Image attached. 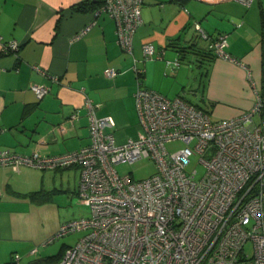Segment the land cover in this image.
<instances>
[{
  "label": "crops",
  "instance_id": "crops-1",
  "mask_svg": "<svg viewBox=\"0 0 264 264\" xmlns=\"http://www.w3.org/2000/svg\"><path fill=\"white\" fill-rule=\"evenodd\" d=\"M79 2L0 0V151L52 155L87 145L86 101L98 117L112 120L104 131L116 144L137 138V88L185 100L191 84L186 52L210 65L202 95L210 109L203 110L215 119L248 110L264 88V0L247 6L236 0H144L131 52L121 48L116 23L107 13L78 11ZM89 23L83 35L73 38ZM196 25L211 38L226 34L230 59L204 54L207 40ZM10 41L18 43L15 51L5 49ZM146 42L161 49L163 57L145 58ZM106 68L116 74L108 77ZM136 68L142 69L140 76ZM32 84L49 90L37 98ZM222 91L228 92L226 99ZM41 170L0 166V264L56 262L78 239L72 241L69 233L53 237L67 220H37L48 201L39 193L45 178ZM46 171L68 180L79 174L75 166Z\"/></svg>",
  "mask_w": 264,
  "mask_h": 264
},
{
  "label": "built area",
  "instance_id": "built-area-1",
  "mask_svg": "<svg viewBox=\"0 0 264 264\" xmlns=\"http://www.w3.org/2000/svg\"><path fill=\"white\" fill-rule=\"evenodd\" d=\"M143 1L95 0L93 11L115 21L117 41L126 52L142 23ZM236 1L247 6L252 0ZM196 29L217 57L230 59L226 34L211 38L200 25ZM4 47L15 51L18 43ZM162 52L152 43L143 44L145 58H162ZM104 72L116 74L113 68ZM136 72L140 76L142 69ZM31 89L37 98L49 90L41 84ZM135 106L140 134L123 144L104 131L112 120L98 117L86 101L87 145L52 155L0 151V166L78 168L76 193L90 215L63 222L53 237L84 233L60 260L45 264H264V88L248 110L229 118L213 119L181 97L168 98L141 86ZM171 141H181L183 147L170 153L165 145ZM196 154L204 166L200 179L195 169L187 170ZM142 158L156 167L146 178L134 180L115 169L118 163Z\"/></svg>",
  "mask_w": 264,
  "mask_h": 264
},
{
  "label": "rangeland",
  "instance_id": "rangeland-1",
  "mask_svg": "<svg viewBox=\"0 0 264 264\" xmlns=\"http://www.w3.org/2000/svg\"><path fill=\"white\" fill-rule=\"evenodd\" d=\"M184 63L187 65L189 70V81L191 84H187L186 91H184L183 98L193 103L197 107L202 109H210L205 99L202 98L203 89L207 81V77L210 70V65L206 60H203L200 55L186 52ZM225 99L227 98L228 92L222 91ZM213 119L217 118L215 114H210ZM166 149L168 152H174L179 148L183 147L181 141H171L166 143ZM200 154H196L191 157V161L187 166V170H196L195 178L200 179L204 174V166L199 161ZM116 171L123 174H130L132 179L138 180L150 176L155 172L156 167L154 162L149 158H142L134 162H121L115 165ZM41 170V169H39ZM45 170V171H44ZM45 178L40 182L42 191L46 192L44 195L45 200L48 199L46 204L41 207L39 217L37 220H73L82 217H88L90 215V209L85 205L77 193H72L74 181L78 176V172L73 174L71 179L68 180L62 175H54L53 172H47L46 169H42ZM47 190H50L47 192ZM84 231H74L69 233L67 236L73 240L79 238ZM60 238V237H59ZM77 240V239H76ZM75 240V241H76ZM249 242L246 244V249L249 250Z\"/></svg>",
  "mask_w": 264,
  "mask_h": 264
},
{
  "label": "trees",
  "instance_id": "trees-1",
  "mask_svg": "<svg viewBox=\"0 0 264 264\" xmlns=\"http://www.w3.org/2000/svg\"><path fill=\"white\" fill-rule=\"evenodd\" d=\"M97 3L96 2H93L91 0H84V1H81L79 2L76 6H75V9L78 10V11H89V10H93L97 7ZM215 38V37H214ZM199 52V51H197ZM204 54H207V55H210V57H213L215 55V53L211 50V49H207V51L203 50ZM202 53V52H200ZM40 194L42 193L43 196L46 194V192L44 191H41L39 192Z\"/></svg>",
  "mask_w": 264,
  "mask_h": 264
},
{
  "label": "water",
  "instance_id": "water-1",
  "mask_svg": "<svg viewBox=\"0 0 264 264\" xmlns=\"http://www.w3.org/2000/svg\"><path fill=\"white\" fill-rule=\"evenodd\" d=\"M93 2H95V0H92Z\"/></svg>",
  "mask_w": 264,
  "mask_h": 264
}]
</instances>
